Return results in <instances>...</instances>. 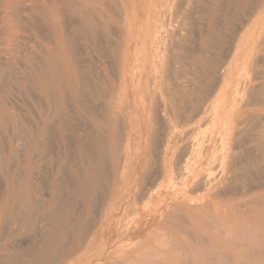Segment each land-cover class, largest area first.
Returning <instances> with one entry per match:
<instances>
[{"label": "rangeland", "instance_id": "obj_1", "mask_svg": "<svg viewBox=\"0 0 264 264\" xmlns=\"http://www.w3.org/2000/svg\"><path fill=\"white\" fill-rule=\"evenodd\" d=\"M138 163L109 260L264 264V0H0V264L98 258Z\"/></svg>", "mask_w": 264, "mask_h": 264}, {"label": "bare ground", "instance_id": "obj_2", "mask_svg": "<svg viewBox=\"0 0 264 264\" xmlns=\"http://www.w3.org/2000/svg\"><path fill=\"white\" fill-rule=\"evenodd\" d=\"M82 1V0H81ZM85 1V0H83ZM173 3V2H172ZM88 4V3H87ZM88 7V6H87ZM89 8V7H88ZM163 20V19H162ZM161 35V34H160ZM160 40V39H159ZM242 85V84H241ZM238 99V98H237ZM164 112V111H163ZM168 114V113H167ZM166 114V115H167ZM196 114V113H195ZM194 114V115H195ZM169 116V115H168ZM194 117V116H192ZM180 120V119H179ZM190 121V120H189ZM187 124V123H186ZM201 129V128H200ZM187 134V133H186ZM219 136V135H218ZM222 136V135H221ZM186 138V137H184ZM200 139V138H199ZM207 139V138H206ZM192 143V142H191ZM198 143V142H197ZM195 145V144H194ZM189 147V146H188ZM187 148V147H186ZM205 150V148H204ZM222 151V150H221ZM205 152V151H204ZM184 153V151H183ZM187 153V152H186ZM190 154L192 155V152H190ZM222 154V152H221ZM185 158V157H184ZM186 162V160H185ZM187 163H189L188 159H187ZM221 164V163H220ZM184 165V164H182ZM140 166V163H138V165L135 166V170L131 171L129 173H127L126 175H124V173L122 175H120L119 177L116 178V181L114 182V184L112 185V189L109 192V196H108V202L106 205V209L103 212V222H102V227L98 228V230L96 231L95 235H91V237L86 241L87 244H83V246L81 248H90L91 245H94V243L96 242V237L98 235H104L105 240L102 243V249L100 251V254H98V258H94V255H90V257H88L87 259H85V261H79V260H68L65 262V264H83V262L85 264H92L93 260L97 261L96 264H127V262L130 260V255L124 257V258H115L113 260H109V258H111L112 256H114L115 254H119L116 251H109L107 252L108 248L110 247L109 245L111 244V240L113 239V237H115V235H117V232L121 229V227L114 221V215L116 214V211H119V204L122 203L123 201H125L126 199H133V196L136 194V188L134 187H130V188H126V187H119V181H124L127 182L130 181V179L132 178V176L134 175V173H137L136 171L138 170ZM190 167V166H189ZM224 167V166H223ZM185 172L183 173L182 177L180 176L181 179V185H182V189L181 191L183 192V195L185 196V191H186V187L188 186V184L191 182V179L189 180V178H193L195 176H197L196 171L195 170H191L190 168H187L188 173L186 176V168ZM217 168H215L214 170H216ZM225 172V171H224ZM212 173V172H210ZM203 175V174H202ZM211 175V174H210ZM203 177V176H201ZM214 178V177H213ZM212 179V178H211ZM137 180V178L135 177V181ZM203 180V179H202ZM206 181V180H205ZM208 181V179H207ZM206 181V182H207ZM118 182V183H117ZM204 182V181H203ZM206 182H204V186H206ZM210 182V180H209ZM176 184V183H175ZM174 184V185H175ZM201 184V182H200ZM203 187V186H202ZM215 186H211V184L209 183L207 185V187L205 188V190L208 192L211 191V189H213ZM204 188V187H203ZM193 191V190H192ZM146 197H148V199H152L154 196L160 195V191L158 189H150V191H148L146 194ZM181 193H178L176 195V198L178 196H180ZM214 198V197H212ZM263 198V197H262ZM253 202V201H252ZM189 203V202H188ZM248 203V202H247ZM213 204V203H212ZM241 204V203H240ZM239 204V205H240ZM243 204V203H242ZM192 208V207H191ZM216 208V207H215ZM214 208V209H215ZM236 208V207H235ZM195 209V208H194ZM204 208H202L203 210ZM197 212H202L199 209H195ZM216 210V209H215ZM218 210V209H217ZM204 211V210H203ZM218 211H215V213ZM175 214H177V212H174ZM223 215V214H222ZM181 216V215H180ZM225 217V216H224ZM229 217V216H227ZM221 218V217H220ZM226 219V218H225ZM224 219V220H225ZM207 220V219H206ZM228 220V219H227ZM223 221V220H222ZM217 222V221H216ZM220 222V221H219ZM226 222V221H225ZM220 225L223 226V224L219 223ZM168 225V224H167ZM169 226V225H168ZM135 227V232L137 233L139 231H141V224H136ZM131 227H126L125 231L120 235V236H126L128 235V233L130 232ZM165 236V235H164ZM107 237V238H106ZM160 239V238H159ZM155 241L157 239H154ZM159 241V240H158ZM113 242V241H112ZM157 242V241H156ZM149 245H153V242L151 241V238H149L148 242ZM112 245V244H111ZM150 247V246H149ZM263 248V246H262ZM150 249V248H149ZM157 250V249H156ZM148 251V250H147ZM148 253V252H147ZM138 255V254H137ZM143 257V256H142ZM139 260V259H138ZM141 260H139L140 262ZM132 262V261H130Z\"/></svg>", "mask_w": 264, "mask_h": 264}]
</instances>
